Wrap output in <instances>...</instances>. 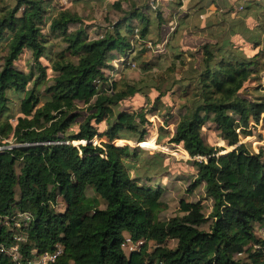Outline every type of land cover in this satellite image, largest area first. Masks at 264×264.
<instances>
[{
  "label": "trees",
  "instance_id": "16d2710c",
  "mask_svg": "<svg viewBox=\"0 0 264 264\" xmlns=\"http://www.w3.org/2000/svg\"><path fill=\"white\" fill-rule=\"evenodd\" d=\"M181 5L131 3L90 39L84 27L69 31L81 17L51 0H0V264H31L57 245L50 264H264V236L255 230L264 226V152L240 143L251 123L264 121V97L246 93L264 70V0H189L173 14ZM112 6L120 10L119 1ZM46 23L60 37L54 49ZM135 34L172 63L139 79L110 78L111 62L126 63L136 47ZM144 42L139 55L149 50ZM25 52L27 70L14 65ZM175 61L180 76L171 75ZM153 66L139 62L144 72ZM151 92L148 110L163 108L165 119L174 105L166 97L181 100L169 142L193 158L186 192L202 187L203 197L180 200L169 217L168 187L156 178L168 176V158L143 148L153 146L142 107H123ZM207 123L232 149L205 142ZM119 139L141 142L113 143ZM129 244L138 249L126 252Z\"/></svg>",
  "mask_w": 264,
  "mask_h": 264
},
{
  "label": "rangeland",
  "instance_id": "374dc122",
  "mask_svg": "<svg viewBox=\"0 0 264 264\" xmlns=\"http://www.w3.org/2000/svg\"><path fill=\"white\" fill-rule=\"evenodd\" d=\"M120 2V10L117 7L112 6L114 2ZM153 0H80L77 2H72L71 0H51V5H55V7H65L75 13H77L81 17V21L79 23L69 24L68 30L74 31L79 27H84L88 37L90 39L97 38L104 31V27H106L107 18L117 19L122 16L123 11L130 8V4L134 3L137 7L142 6L143 4L150 5ZM160 1V0H159ZM165 1V0H164ZM181 1V0H180ZM185 6L182 8H178V6L173 7L174 12L184 13L187 11V3L189 0H183ZM181 1V3L183 2ZM8 4L10 0H3V3ZM158 3V2H157ZM153 7L156 6V1L153 2ZM178 8V9H177ZM213 12V11H212ZM210 11V13H212ZM182 14L177 16L172 15L173 26L176 25L177 17H180ZM210 15V14H209ZM42 32L45 34L49 41V44L52 45V49H54L55 44L60 40V37L53 36L48 29V24H43ZM137 38L136 47L133 51L128 53L126 63L123 62L125 57L119 56L117 59L113 60L111 63L114 67L113 70H108V76L112 79H118L120 77H127L129 80L139 79L142 76H147L151 73H156L159 69L165 68L172 63V56L168 51L166 53L160 55L162 52V48H156L151 45L150 42H144L145 40H141L138 38V34H135ZM200 36H196V42L201 41ZM143 42L146 44L145 47H148L149 50L145 51L143 54L139 55L138 51L142 48ZM61 43V42H60ZM0 51V55H1ZM160 55V56H158ZM148 61L154 63V66L151 67L147 71H142L139 67V62ZM128 63V64H127ZM30 64V54L29 52H25L24 54L19 55L18 59L14 62V65L19 69L27 70V65ZM183 66L175 61V70L171 75L180 76L183 72ZM148 73V74H146ZM259 88L258 91H255L254 88ZM176 92H178L176 88H174ZM246 93L250 96H261L264 97V70L261 71L260 77L258 79H253L247 83ZM153 98L152 92L149 93L148 98H144L142 96H138L133 104L124 105V109H136L138 107H142L139 111L143 115L142 116V124L147 125L149 128V132L146 135V141L151 142L152 146H149L147 143L143 144V148L149 149L150 151H159L165 154L168 158V176L164 174L156 176L159 185H166L168 188L166 189L165 201L167 203V207L162 213L163 217L174 216L179 212V203L180 200L192 201L197 200L203 197L202 187H198L194 189L191 193H187L186 189L188 185L192 182L194 170L191 167V158L187 152L180 145L173 144L169 142L170 135L174 129L176 123V111L178 105L181 103L179 98H176V95H169L166 97L167 102L174 103L172 109V116L167 117L165 119L164 113L165 110L162 108L157 112V115L150 113L148 110L151 107V100ZM149 101V102H148ZM17 105V104H16ZM14 105L11 112L9 113V117L11 121H14L15 117L18 116L19 112L17 106ZM145 106V107H144ZM264 117V116H262ZM251 134L242 136L240 138V143H243L250 152L258 154L259 150L262 148L264 152V121H260L258 124L251 123ZM159 134H163L161 138L157 140ZM202 135L205 142L210 145L224 147L225 151L232 149L231 147L225 146L224 142L219 137V134L214 129V125L211 123H207L202 128ZM122 140V139H119ZM4 143H12L9 139H4ZM103 142H107L105 138H94V144H101ZM141 141L138 140H122L117 141L114 140L113 143L121 145L124 143H128L130 145H139ZM76 145L80 143V141H73ZM0 147H4L0 144ZM264 159V156H262ZM194 159H201L200 157H195ZM193 177V178H192ZM153 184V181L149 182ZM205 205V214L210 212L211 202L209 200H204ZM59 206L56 209H61L62 204L59 201ZM20 216V215H18ZM22 217V216H21ZM207 222L202 225L203 228H206ZM255 230L258 235L264 236V226H256ZM23 237L20 236L21 240ZM174 241H168L167 245L172 247L174 246ZM150 244V243H149ZM131 249H138L137 244H129L125 248L126 252ZM239 256L244 257V254H239Z\"/></svg>",
  "mask_w": 264,
  "mask_h": 264
},
{
  "label": "built area",
  "instance_id": "2783aa9c",
  "mask_svg": "<svg viewBox=\"0 0 264 264\" xmlns=\"http://www.w3.org/2000/svg\"><path fill=\"white\" fill-rule=\"evenodd\" d=\"M155 1H157V0H153L151 2V5H153V2H155ZM2 148L3 147H0V149H2ZM20 216L26 217L27 215H20ZM60 252H61V247H60V245H57L56 249L53 252L45 251V252L41 253V255L36 259V261H34L31 264H50L51 262H53L56 259L57 255Z\"/></svg>",
  "mask_w": 264,
  "mask_h": 264
},
{
  "label": "crops",
  "instance_id": "0c3cea01",
  "mask_svg": "<svg viewBox=\"0 0 264 264\" xmlns=\"http://www.w3.org/2000/svg\"><path fill=\"white\" fill-rule=\"evenodd\" d=\"M181 1H183V0H181ZM183 6H185L184 1L182 2V5L179 8H182Z\"/></svg>",
  "mask_w": 264,
  "mask_h": 264
}]
</instances>
